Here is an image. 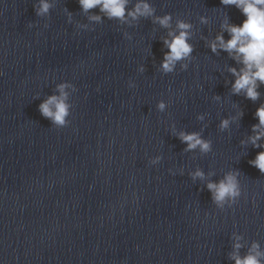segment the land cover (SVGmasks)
<instances>
[{
    "label": "water",
    "instance_id": "obj_1",
    "mask_svg": "<svg viewBox=\"0 0 264 264\" xmlns=\"http://www.w3.org/2000/svg\"><path fill=\"white\" fill-rule=\"evenodd\" d=\"M35 2L0 0V264H234V233L241 256L253 242L264 250V174L248 163L261 149L240 145L258 122L264 86L255 103L232 95L226 66L235 62L200 39L214 36L225 14L240 24L239 10L220 0H151L157 15L194 24L189 68L163 74L166 30L150 20L130 27L104 18L78 29L87 23L78 0H56L45 18ZM62 81L76 91L70 123L56 128L38 105ZM240 108L242 119L221 132L220 119ZM173 123L187 131L206 123L212 151L184 152ZM196 167L213 180L238 169L237 202L217 208L206 181L188 175Z\"/></svg>",
    "mask_w": 264,
    "mask_h": 264
},
{
    "label": "clouds",
    "instance_id": "obj_2",
    "mask_svg": "<svg viewBox=\"0 0 264 264\" xmlns=\"http://www.w3.org/2000/svg\"><path fill=\"white\" fill-rule=\"evenodd\" d=\"M80 12L84 15L87 23L76 22L78 29L91 30L95 24L102 23L104 18L109 21L115 20L122 25L135 26L142 18L148 19L152 24L158 25L166 30V35L160 39L164 51L163 58L159 63L158 71L163 74L173 73L177 70V65L182 71L189 68V61L192 59L194 45L191 43L194 35V24L191 21L176 18L173 23L171 13L163 15L156 14V8L151 0H78ZM220 4L225 8L234 6L243 15L244 19L240 24L230 21V17L225 14L219 31L211 38L201 35L200 39L204 40L205 46L215 55L220 52H226L228 57L235 62V66H226V71L231 75V80H225L226 85H230L232 95L243 96L253 103L260 100L262 95L259 90L264 86V0H220ZM56 5V0H36L33 4L37 17L45 18L50 14V10ZM98 9V12L90 10ZM67 23H73V13L65 8ZM200 24H209V18L201 15ZM34 25L29 22L28 27ZM48 27L47 24L44 25ZM225 33L228 39H225ZM124 36L131 39L129 33L125 32ZM162 49V50H163ZM140 73L145 72V66L141 64L138 69ZM129 87H135L134 81L129 80ZM75 86L69 81H62L55 85L51 95H47L38 105L40 114L51 122V126L56 128L66 127L70 120L72 104L70 95L75 92ZM37 96L35 99H38ZM213 99L217 102L222 98L214 95ZM168 107L166 101L161 99L156 104V109L164 112ZM206 113L197 114L196 119L204 122ZM244 116V111L240 108L234 115H229L220 119L218 129L225 132L233 124H237ZM257 123L251 126V134L246 139L240 140L241 146L250 144L253 148L261 149L255 158L248 161L251 166L257 168L264 174V102H260L254 113ZM207 127L206 123L202 124L200 131H187L185 129L177 130L175 123L170 125V133L177 137L181 143L185 144L184 152L206 155L212 151V141L203 136V130ZM162 157L156 155L150 158L149 163L157 165ZM170 173L173 170H168ZM181 175L184 169H179ZM175 174V173H173ZM188 175L193 181H206L204 187L211 194V201L217 208L223 209L225 206L231 207L241 196L240 171L231 169L224 173L218 179L213 180L210 177L215 172H205L202 168L196 167ZM203 190V188H201ZM235 243L233 252L229 254V259L234 264H264V250L260 249L258 242H253L248 253L241 256L239 249L242 237L233 234Z\"/></svg>",
    "mask_w": 264,
    "mask_h": 264
}]
</instances>
